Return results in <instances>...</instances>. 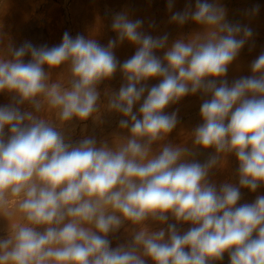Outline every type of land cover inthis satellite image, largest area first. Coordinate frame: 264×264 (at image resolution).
<instances>
[{
  "label": "clouds",
  "instance_id": "9594fccd",
  "mask_svg": "<svg viewBox=\"0 0 264 264\" xmlns=\"http://www.w3.org/2000/svg\"><path fill=\"white\" fill-rule=\"evenodd\" d=\"M189 20L201 30L171 44L127 13L114 16L117 39L106 47L65 32L59 45L17 48L0 34V93L12 100L0 105V217L9 226L0 264H214L225 253L229 264H264V195L237 206L241 189L264 187V52L251 76L229 85L228 68L252 30L227 22L218 0L171 16L181 26ZM125 41L136 51L121 63L113 49ZM118 70L125 83L102 100L99 85ZM197 93L211 98L192 147L173 144L178 112L165 110ZM104 111L122 117L126 136L67 142L66 130L102 123ZM209 148L204 163L194 159ZM233 154L238 183L217 188L209 175ZM157 222L167 227L152 230ZM121 228L131 241L113 248L108 237Z\"/></svg>",
  "mask_w": 264,
  "mask_h": 264
},
{
  "label": "rangeland",
  "instance_id": "374dc122",
  "mask_svg": "<svg viewBox=\"0 0 264 264\" xmlns=\"http://www.w3.org/2000/svg\"><path fill=\"white\" fill-rule=\"evenodd\" d=\"M7 0H0V14ZM65 9L70 24V35L75 38L78 34L85 38H94L101 46H107L110 40L117 39V34L112 30L113 18L116 14L127 13L128 17L135 21H143L141 31L153 37H160L168 34L169 44L181 37L187 38L201 28L191 20L184 25H178L171 21V16L175 12H183L191 5V10H195L196 0H172L173 7L168 8L169 0H58ZM216 2V0H209ZM226 9V20L231 24L239 23L252 30L253 36L241 49L239 56L229 66L225 79L231 85L236 79L251 76V63L264 52V0H218ZM258 6L259 11L251 14V10ZM68 24V23H67ZM115 57L123 63L131 58L136 51L135 46L127 41L120 43L113 49ZM161 58L163 52H158ZM122 73L118 70L113 78L104 81L99 85L101 99L104 100V91H118L124 84ZM147 86L150 88L159 83V79H149ZM2 94V93H0ZM147 94V93H146ZM145 94V95H146ZM199 93L188 95L178 103L169 106L166 112H178V125L170 133L168 140L173 144H185L187 147L192 144L190 133L202 123L200 107L204 99ZM142 103V101H141ZM139 105L134 107V112L138 111ZM27 105L22 106L26 110ZM122 117L114 112L104 111L101 114L102 123H94L91 119L83 124H76L74 128L66 130V135L70 143H75L85 136H95L98 146L100 142L107 141L111 144L114 134L127 135L118 127V122ZM200 152V151H197ZM196 160L201 163L205 158L201 153ZM236 164V162H235ZM8 222L0 217V238H6L8 234ZM214 264H229V257L225 253L222 261Z\"/></svg>",
  "mask_w": 264,
  "mask_h": 264
},
{
  "label": "crops",
  "instance_id": "0c3cea01",
  "mask_svg": "<svg viewBox=\"0 0 264 264\" xmlns=\"http://www.w3.org/2000/svg\"><path fill=\"white\" fill-rule=\"evenodd\" d=\"M0 14V34H3L5 41L10 40L14 47H20L24 42H31L34 46L40 47L47 45L52 47L62 42L65 32L70 34V24L62 3L58 0H7L2 7ZM68 23V24H67ZM30 57H25V61ZM62 69L53 72V80L61 73ZM11 97L6 94H0V105L11 103ZM192 147V144L188 146ZM196 159L201 155L207 160L214 150L197 149ZM209 152V153H208ZM205 160V161H206ZM236 162V164H235ZM238 160L235 155H229L226 164L222 169H214L209 175V181L215 183L217 188L223 183H238L236 170ZM257 195H264V187L259 188L257 192H251L248 189H241V199L238 205L253 203ZM168 223H176L172 218ZM152 230H158L160 227H167V224L153 223ZM181 233L186 232L190 224H177ZM111 241V247L115 248L120 244H126L131 241V236L124 228L108 237ZM151 264V261H149Z\"/></svg>",
  "mask_w": 264,
  "mask_h": 264
},
{
  "label": "bare ground",
  "instance_id": "6f19581e",
  "mask_svg": "<svg viewBox=\"0 0 264 264\" xmlns=\"http://www.w3.org/2000/svg\"><path fill=\"white\" fill-rule=\"evenodd\" d=\"M209 153V152H208Z\"/></svg>",
  "mask_w": 264,
  "mask_h": 264
}]
</instances>
